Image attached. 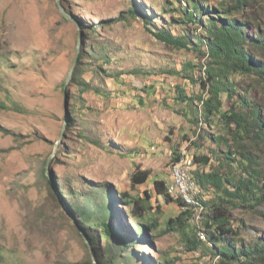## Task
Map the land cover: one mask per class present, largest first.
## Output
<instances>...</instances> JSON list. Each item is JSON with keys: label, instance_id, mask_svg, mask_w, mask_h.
I'll list each match as a JSON object with an SVG mask.
<instances>
[{"label": "rangeland", "instance_id": "rangeland-1", "mask_svg": "<svg viewBox=\"0 0 264 264\" xmlns=\"http://www.w3.org/2000/svg\"><path fill=\"white\" fill-rule=\"evenodd\" d=\"M201 1L206 6L219 2ZM61 2L73 21L63 16L59 0H0V124L17 134L0 133V264H102L95 247L103 254L102 261L110 262L107 252L119 250V236L132 243L110 264H164L161 250L170 254L171 264H217L203 244L194 253L187 251V240H198L199 228L191 220L185 234L164 232L170 218L183 210L165 198L157 200L154 195V207L160 205L164 212L154 213L163 228L155 237L149 232L145 241L136 240L142 235L136 231L137 223L126 218L123 206L115 208L123 222H113L114 236L107 237L99 228L82 224L73 208L98 210L88 198L103 199L106 188L134 197L155 194L154 182L170 176L176 152L208 156L215 167L223 161L227 142L218 146L213 138L227 137L225 124L218 117L212 126L203 122L199 100L176 101L178 87L184 96L202 95L200 84L180 72L187 62L200 66L210 59L194 49H177L155 35L160 30L174 35L184 30L177 24L178 10L187 2ZM140 14L152 23L145 25ZM252 15L264 22V0ZM192 29L202 34L201 29ZM80 32L79 61L65 90ZM77 69L81 78L74 82ZM202 72L193 75L201 78ZM235 79L239 93L250 90V98L264 114L262 85L254 76ZM67 97L72 126L62 137ZM231 104L224 96V108ZM57 142L48 176L46 164ZM245 143L255 148L250 141ZM254 150L264 168V146ZM147 170L148 183L133 188L135 174ZM233 213L235 226L239 220L247 226L241 231L246 242L264 237V205L258 211ZM89 229L98 238L91 247L83 235Z\"/></svg>", "mask_w": 264, "mask_h": 264}, {"label": "trees", "instance_id": "trees-1", "mask_svg": "<svg viewBox=\"0 0 264 264\" xmlns=\"http://www.w3.org/2000/svg\"><path fill=\"white\" fill-rule=\"evenodd\" d=\"M185 1L186 7L178 10L180 18L177 20V24L185 26L184 30L179 35H174L171 30H160L155 35L177 49H194L210 61L200 66L193 62L186 63L180 75L193 83H199L202 95L197 98L184 96V90L178 87L180 96L176 101L195 103L199 100L202 121L212 126L214 118L218 117L228 129L227 137L213 138L218 146L223 142H227L228 146L218 167L212 164L213 160L208 156L195 158L196 170L192 174L202 189L200 202L204 213L201 228L207 241H202L199 236L197 241L188 239L186 249L194 253L203 244L205 252L213 259H218L217 264H264V237L246 242L241 237V231L247 226L243 220L237 221L238 225L235 226L233 215L235 209L258 211L264 205V168L254 154L256 147L264 146V114L261 105L250 98V90L245 91L244 95L239 93V83L235 79L237 76H254L264 88V22L252 15L261 0H219L214 6H206L201 0ZM130 14L135 16L136 11L131 10ZM138 17L142 18L145 25L152 23L143 14ZM192 27L201 29L202 34H195ZM203 48L207 51L203 52ZM196 70L203 71L201 78L193 75ZM78 76L81 78L79 69L74 74V82ZM83 85L87 91L89 85L86 82ZM143 92L147 93L145 90ZM224 96L229 97L232 103L228 109L224 108ZM69 126H72L71 122ZM0 133L17 136L1 124ZM245 141H250L255 148L247 146ZM180 156L176 152L174 161ZM205 167H209V172L204 171ZM150 177L149 170L138 171L133 177L132 187L147 184ZM48 183L51 184V181L48 180ZM105 192L106 197L103 199L88 198L98 210L73 206L82 224H89L90 229L99 228L105 237L114 236L113 222H123V214L115 209L121 206L127 208V216L123 212L126 218L137 223L136 231L142 235L136 237L137 241L147 240L149 232L154 233L155 237L163 228L161 219L154 214L155 210L160 215L164 212L160 205L154 207V195L157 200L165 198L166 203H176L183 209L179 215L170 218L164 232L185 234L188 222H192L193 210L184 209L180 200L169 196L163 180L154 182L155 194L145 192L143 196L134 197L127 192L117 194L108 188L104 189ZM90 229L83 235L95 246L98 238ZM116 239L120 242V248L107 252L110 262L104 263L103 254L95 247L102 264H110L112 259H118L121 252L129 249L132 243L123 236ZM2 250L0 246V258L3 256ZM161 254L164 264L173 263L169 253L161 250Z\"/></svg>", "mask_w": 264, "mask_h": 264}, {"label": "built area", "instance_id": "built-area-1", "mask_svg": "<svg viewBox=\"0 0 264 264\" xmlns=\"http://www.w3.org/2000/svg\"><path fill=\"white\" fill-rule=\"evenodd\" d=\"M196 170L194 154L183 152L178 160L170 167V176L165 180L166 192L175 200H180L184 209L193 210L192 222L199 227L198 236L202 241H207L201 228L204 207L200 200L202 189L193 176Z\"/></svg>", "mask_w": 264, "mask_h": 264}, {"label": "water", "instance_id": "water-1", "mask_svg": "<svg viewBox=\"0 0 264 264\" xmlns=\"http://www.w3.org/2000/svg\"><path fill=\"white\" fill-rule=\"evenodd\" d=\"M59 5H60V8H61V10H62V14H63V16H64L67 20H72V18L70 17V15H68V14L64 11V9H63V7H62V2H61V0H59ZM72 21H73V20H72ZM76 25H77V28H78L79 30H81L80 26H79L78 24H76ZM82 37H83V34L80 32V40H79V45H78V50H77V56H76V59H75V61H74V63H73L72 70H71V72H70V74H69V76H68V79H67V81H66V84H65V90H67V86H68V84H69V82H70V80H71V78H72V76H73L74 70H75V68H76V66H77V63H78V61H79V53H80V46H81V42H82ZM65 108H66V117H65V123H64V128H63V134H62V137H63V135H64V133H65V131H66V129H67V126H69V124H70V122H71V118H72V113H71V109H70V101L68 100V97L66 98ZM58 144H59V142H57V145L55 146V149H54V152H53L52 156H51V157L49 158V160L47 161V164H46V174H47V175L49 174V173H48V167H49L51 161L54 159V157H55V155H56V153H57ZM48 176H49V175H48ZM49 179H50V181L52 182L51 177H49ZM66 212H67V210H66ZM67 213H68V212H67ZM68 214H69V213H68ZM85 238H86V241H87V245H88L89 247H91V243H90L89 239H88L87 237H85Z\"/></svg>", "mask_w": 264, "mask_h": 264}]
</instances>
